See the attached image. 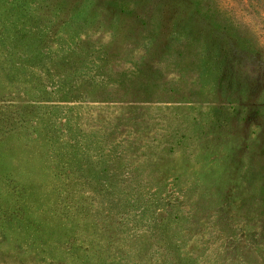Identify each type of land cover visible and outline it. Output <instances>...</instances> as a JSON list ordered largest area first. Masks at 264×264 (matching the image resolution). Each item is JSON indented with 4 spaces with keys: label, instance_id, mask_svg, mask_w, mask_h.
I'll list each match as a JSON object with an SVG mask.
<instances>
[{
    "label": "rangeland",
    "instance_id": "374dc122",
    "mask_svg": "<svg viewBox=\"0 0 264 264\" xmlns=\"http://www.w3.org/2000/svg\"><path fill=\"white\" fill-rule=\"evenodd\" d=\"M0 264H264V0H0Z\"/></svg>",
    "mask_w": 264,
    "mask_h": 264
}]
</instances>
